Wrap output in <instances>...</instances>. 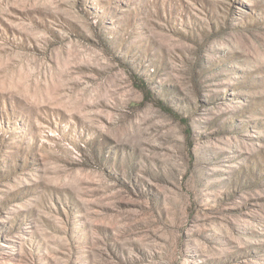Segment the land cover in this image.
<instances>
[{"label": "rangeland", "instance_id": "rangeland-1", "mask_svg": "<svg viewBox=\"0 0 264 264\" xmlns=\"http://www.w3.org/2000/svg\"><path fill=\"white\" fill-rule=\"evenodd\" d=\"M0 264H264V0H0Z\"/></svg>", "mask_w": 264, "mask_h": 264}]
</instances>
